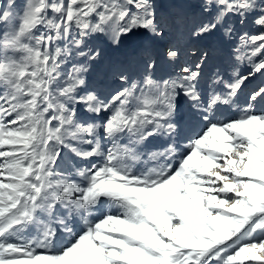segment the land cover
<instances>
[{
    "label": "snow or ice",
    "instance_id": "1",
    "mask_svg": "<svg viewBox=\"0 0 264 264\" xmlns=\"http://www.w3.org/2000/svg\"><path fill=\"white\" fill-rule=\"evenodd\" d=\"M179 7L194 11L162 22L153 0L0 4V264H264V111L252 110L264 102V87L252 90L238 118L216 116L250 77L264 76V0ZM229 16L241 25L252 18L261 31L244 32L229 50ZM166 27L195 57L168 79H153L151 57L140 80L113 67L129 86L107 95L88 84L85 65L61 71L73 51L92 61L101 55L79 51L93 34L118 46L138 32L164 37ZM220 31L221 58L246 59L251 69L225 80L217 66L202 92V72L217 50L198 45ZM183 52L172 43L164 55L177 63ZM181 93L190 105L187 134L174 119ZM77 105L107 118L78 121ZM181 135L186 145L177 142ZM157 136L172 142L146 150ZM65 149L84 167L60 168ZM29 228L34 238H25ZM58 233L69 238L55 247Z\"/></svg>",
    "mask_w": 264,
    "mask_h": 264
},
{
    "label": "rangeland",
    "instance_id": "2",
    "mask_svg": "<svg viewBox=\"0 0 264 264\" xmlns=\"http://www.w3.org/2000/svg\"><path fill=\"white\" fill-rule=\"evenodd\" d=\"M155 5V10L157 17L162 22H170L174 15L180 11H194L193 9L184 7H179L180 5H195L198 3V0H153ZM4 0H0V4H3ZM17 6H22L25 3V0H15ZM52 13H49L51 17ZM95 22V20H93ZM227 23L232 24L234 26L235 32L233 37L231 38V43L227 45L229 50L236 48L241 44L239 40V36L244 32H248L250 35L258 34L261 29L259 26L255 25L252 22V18L241 25L235 17L229 16L227 18ZM40 31H44L41 27L39 31L35 34L39 35ZM167 35L164 37H153L151 34L142 35L138 34L134 36L124 37L121 39V42L118 46L112 45L105 36H100L98 34H93L89 36L85 41V46L82 47L79 51H87L88 48L100 49L101 55L97 57L94 61L89 60L87 57H82L76 54L73 51L69 57L65 60V62L61 65V71L67 72L70 71L73 65L80 66L85 65L87 67V71L83 73L84 78L88 82L91 87L98 89L100 92L105 95L114 92L116 89L121 87H128L129 85L126 83H122L118 81L113 72V67H122L126 70L127 74L133 80H140L144 75L143 68L145 61L151 57L156 60L157 68L153 73V79L161 80L168 79L170 76H174L175 72L178 71L177 67L173 64H169L167 58H165V51L167 48L174 42L178 43L180 47L185 49L183 52V60L180 66L185 64L191 65L195 60V57L189 54L187 48H185L184 43L178 40V37L175 31L171 27H166ZM222 31L217 32L216 34L207 37L204 40V44H199L198 47H208L217 50V55L204 67L202 72L201 80L199 87L202 92H207L209 90L208 86L210 84V75L212 71H215L217 66L223 65L226 69L224 75V79L227 80L229 77H234L236 75H248V72L251 69V65L248 61L240 60V61H228L222 59V50L225 47L222 39ZM206 42V43H205ZM58 46L61 48L64 47V42H58ZM163 53V55H161ZM141 56L143 57L141 59ZM140 58V59H139ZM137 60V61H136ZM167 68H166V67ZM162 71V72H161ZM166 72L165 74H163ZM159 75V76H157ZM208 85V86H207ZM217 91H222L224 89L223 84H218L214 86ZM257 87H264V76L256 74L254 77H250L242 86L241 90L237 94V99H235L234 103L231 105H222V108L219 107L216 112V116L218 120H228L235 119L242 115V109L246 107L245 99L247 100L249 94L253 89ZM208 89V90H207ZM2 90V89H0ZM247 92V93H246ZM243 93L245 97L239 96ZM182 98L183 102H182ZM240 98V99H239ZM243 99V101H242ZM181 100V101H180ZM238 100V101H237ZM242 102H239V101ZM237 101V104H236ZM180 103V104H179ZM242 103V105H241ZM260 102L258 105H253L252 110L256 113L264 111V103ZM176 111L174 119L178 123V126H182L183 131H187L190 128L189 121V113H190V105L188 98L185 97L182 93L178 95L175 99ZM245 104V106H244ZM257 104V103H256ZM240 106V107H237ZM241 106H243L241 108ZM77 120L78 121H94L96 123H102L104 119L107 118L108 113H102L100 116H96L92 113H87L84 111L83 107L77 105ZM189 107V108H188ZM262 107V110H261ZM183 119H182V118ZM186 133V134H187ZM172 139H177L173 137ZM183 139V135H181L177 142L183 144L187 141ZM165 141L172 142L168 137H150L146 141V150L153 151L157 148H161L165 144ZM121 143H126V139H122ZM183 142V143H182ZM105 143H107L105 141ZM184 143L183 145H186ZM62 157L58 163L60 164V168H67L69 163H75L77 167H84L85 162L82 161H74L69 155L67 150L62 151ZM95 162V161H93ZM58 171L60 169H57ZM107 204L105 203L101 211L107 210ZM100 213H94V215H99ZM67 215V214H66ZM78 219V218H77ZM68 226L73 229V231H78V227L76 224L72 222V216L68 215ZM36 230L34 228H29L25 231V238H34L36 236ZM69 237L66 233H58L54 246L59 247L63 244L65 240Z\"/></svg>",
    "mask_w": 264,
    "mask_h": 264
},
{
    "label": "bare ground",
    "instance_id": "3",
    "mask_svg": "<svg viewBox=\"0 0 264 264\" xmlns=\"http://www.w3.org/2000/svg\"><path fill=\"white\" fill-rule=\"evenodd\" d=\"M173 1V0H172ZM175 1V0H174ZM174 43H176V42H174ZM206 43V42H205ZM200 44H204V41H202ZM205 45V44H204ZM183 48V47H182ZM184 52H185V49H184ZM161 55H163V53H161ZM143 57L141 56V59H142ZM166 58V57H165ZM183 58H184V56H183V53H182V55L179 57V60H178V62L177 63H172V62H169V64H173V65H175L176 67H177V70H178V66H180L181 65V63H182V60H183ZM140 59V58H139ZM137 61V60H136ZM166 67V66H165ZM167 68V67H166ZM162 72V71H161ZM166 72H164L163 74H165ZM157 76H159V75H157ZM208 86V85H207ZM208 88H209V86H208ZM208 90V89H207ZM247 93V92H246ZM241 94V93H240ZM244 94L242 93L241 95H239V96H242V97H245V96H243ZM183 99L184 98H182V102H183ZM237 99V98H236ZM240 99V98H239ZM181 101V100H180ZM238 101V100H237ZM237 101H236V104H237ZM242 101H243V99H242ZM241 100L239 101V102H242ZM245 101H246V99H245ZM243 103V102H242ZM242 103H241V105H242ZM262 103H264V102H262ZM261 103V104H262ZM180 104V103H179ZM258 104H260V102L259 103H257V104H255V105H258ZM254 105V106H255ZM263 105V104H262ZM244 106H245V104H244ZM259 106V105H258ZM237 107H240V106H237ZM243 106H241V108H242ZM189 108V107H188ZM220 108H222V105L220 106ZM226 108H227V105H226ZM264 109V108H263ZM261 110H262V107H261ZM182 118V117H181ZM183 119V118H182ZM181 128H182V126H180ZM183 133L184 134H186L187 133V131H183ZM182 140H184V139H182ZM183 143V142H182ZM184 143H186V142H184ZM183 143V144H184ZM182 144V145H183Z\"/></svg>",
    "mask_w": 264,
    "mask_h": 264
}]
</instances>
